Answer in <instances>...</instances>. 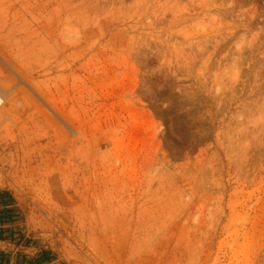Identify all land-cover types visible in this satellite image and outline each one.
<instances>
[{
	"label": "rangeland",
	"instance_id": "obj_1",
	"mask_svg": "<svg viewBox=\"0 0 264 264\" xmlns=\"http://www.w3.org/2000/svg\"><path fill=\"white\" fill-rule=\"evenodd\" d=\"M0 97V251L264 264V0H0Z\"/></svg>",
	"mask_w": 264,
	"mask_h": 264
},
{
	"label": "trees",
	"instance_id": "obj_2",
	"mask_svg": "<svg viewBox=\"0 0 264 264\" xmlns=\"http://www.w3.org/2000/svg\"><path fill=\"white\" fill-rule=\"evenodd\" d=\"M19 212L15 200L10 192L0 189V239L16 240L19 244L23 241V235L17 234L18 228L15 224L19 218ZM27 244L29 240L26 241ZM54 259L48 250H40L34 255L17 253L14 262L10 261V253L0 251V264H54Z\"/></svg>",
	"mask_w": 264,
	"mask_h": 264
},
{
	"label": "crops",
	"instance_id": "obj_3",
	"mask_svg": "<svg viewBox=\"0 0 264 264\" xmlns=\"http://www.w3.org/2000/svg\"><path fill=\"white\" fill-rule=\"evenodd\" d=\"M6 252V251H5ZM18 253V252H17ZM17 253H10V261L11 262H14L15 260H16V258H17Z\"/></svg>",
	"mask_w": 264,
	"mask_h": 264
},
{
	"label": "built area",
	"instance_id": "obj_4",
	"mask_svg": "<svg viewBox=\"0 0 264 264\" xmlns=\"http://www.w3.org/2000/svg\"><path fill=\"white\" fill-rule=\"evenodd\" d=\"M2 103V99H1V97H0V104Z\"/></svg>",
	"mask_w": 264,
	"mask_h": 264
}]
</instances>
